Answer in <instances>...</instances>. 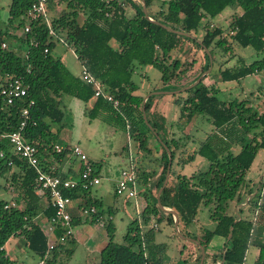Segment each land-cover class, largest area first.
<instances>
[{"label":"trees","instance_id":"1","mask_svg":"<svg viewBox=\"0 0 264 264\" xmlns=\"http://www.w3.org/2000/svg\"><path fill=\"white\" fill-rule=\"evenodd\" d=\"M144 1L151 20L144 15L138 0H48L47 11H53L48 17L50 33L43 21L26 17L33 0H13V10L5 27H0V80L5 76L21 78L27 94L11 105L0 103V151L5 153V157H0V178L4 180L0 188L15 194L13 199L18 204V207L4 208L7 200L0 199V264H24L11 259L4 249L5 242L13 235L22 236L25 247L43 264H63L57 263L59 253H63V258L73 253V237L63 243L56 242L53 249H47L48 235L37 217L41 214L47 222L54 208L48 203L42 204L44 195L35 189L36 172L33 168L20 159H15L12 165L7 163L11 145L6 135L17 129L24 119L21 110L27 107L22 134L36 146L42 169L72 179L68 172L61 174L52 169L47 160L49 156L61 160L70 151L68 146L60 152L56 151L53 142L57 131L50 128L52 123L63 121L61 96L64 94L84 104L92 102L88 116L126 130L139 150L150 153L149 140L153 138L156 141L161 149V170L153 186L156 192L164 181L168 164V154L162 143L171 152V176L177 151L184 150L190 139L189 133L184 132L185 126L199 115L206 117L213 129L191 155L204 158L208 162L207 168L200 173L197 183L192 181L193 175L178 173L175 182L171 184L170 179L162 189L160 203L164 209L177 213L179 227L181 223L188 226L194 221L201 204L212 206L209 215L215 221L212 230L201 228L194 235L188 230H180L203 246V264L207 257H211L208 264H244L249 245L259 247L258 261L264 263V243L259 239L264 223L260 224L254 218L257 210L264 217V191L261 183L256 186L255 182L246 179L257 152L264 149V110L258 112L252 109L247 106V100H220L214 88L204 82L205 76L194 87L184 91L187 95L184 99H175L179 115L173 123L168 124L163 114L153 109L154 95L146 99L145 114L159 136L158 140L144 122V96L137 94L138 85L132 79L137 66L147 65L160 72L162 84L184 78L188 72L193 73V68L201 63L200 58L196 60L195 53L189 51L192 56L189 60H180L171 54L172 51L180 54L187 42L203 51L205 66L200 72L207 69L209 57L204 47L211 55L216 47H228L224 29L213 26L210 19L231 5L239 6L241 13L234 14L229 23L230 39L243 47L250 46L256 52L263 51L264 0ZM155 2H159L158 10L152 11ZM204 19V33L199 43L193 34ZM158 22L191 36L171 31ZM27 23L30 31L24 32ZM17 30L23 31V35L17 34ZM58 40L73 50L77 59L100 82L103 91L112 95L113 100L118 102L116 107L102 96L93 97L92 85L86 83L81 74L71 73L61 59L53 55L52 50ZM2 43L6 46L2 47ZM44 49L47 51L44 52ZM260 71H264V56L248 65L242 63L222 69L220 76L223 81L239 80ZM31 100L33 104L28 105ZM233 146L239 147L236 152L232 150ZM128 148L126 145V150ZM187 161L189 158L183 162ZM83 168L84 165H81L80 173ZM136 170L139 174V194L144 201L140 214L128 224L124 242L120 244L113 240L115 227L111 219L103 222L107 241L99 251L97 264H167L164 260L167 245L155 241L157 228L151 227L150 223L156 221L158 227L162 220H166L173 225L174 216L162 210L156 195L151 196L148 192L156 170ZM95 173L98 174V171ZM64 194L76 201V205L69 209L72 227L99 222L97 218L105 210L100 211L102 201L90 195V188L76 187L65 190ZM229 201H235L237 209L233 213L227 211ZM242 203L245 205H240ZM92 206L96 213L82 214L85 208ZM243 207L246 214L241 213ZM110 208L108 206L106 211L112 215ZM61 231L56 226L53 237L57 238ZM215 237L223 240L221 251L210 254L208 249ZM195 245L196 257L190 264H198L200 260V248ZM186 261L181 264H186Z\"/></svg>","mask_w":264,"mask_h":264},{"label":"rangeland","instance_id":"2","mask_svg":"<svg viewBox=\"0 0 264 264\" xmlns=\"http://www.w3.org/2000/svg\"><path fill=\"white\" fill-rule=\"evenodd\" d=\"M158 5L159 2H155L152 6V11L158 10ZM234 6L236 5L227 6L220 14L210 19L211 23L224 29L223 35L226 38V45L228 47H216L213 49L211 69L205 75L206 78L204 79V82L214 88L216 91L215 94L220 100H247V103L250 104L247 106H250L258 112L263 111L264 71L246 75L239 80L223 81L220 76V70L222 69L235 67L242 63L248 65L254 60L264 56V50L256 52L250 46L243 47L230 39L228 35V27L232 15L236 10ZM237 7L240 8L239 6H236V8ZM128 9V13H130V6ZM12 10L13 0H0L1 28L5 27L6 20ZM55 10L57 11L56 8ZM52 12L53 11H50L48 13V17ZM203 25L204 22L200 24L198 30L193 34V36L197 37L198 41L204 33ZM22 32L23 31L19 30L20 35H23ZM189 51H192L191 53L193 54L195 53L197 56L196 60L200 58L199 63H201L196 66V69L193 68V73L188 72L184 78L162 84L159 80L160 72L156 68L148 65L137 66L132 75L133 81L138 85L137 94L145 96L153 91L163 92L154 95L152 104L153 109L161 112L168 124L173 123L179 115L178 106L174 102L175 99H184L187 96L184 91L175 93L170 92L176 91L177 89L190 84L188 82H191L195 75H198L202 66H205L203 51L189 42H187L180 54H175L174 51H172L171 54H174L175 58H179L180 60H189L191 56ZM52 53L55 57H59L61 61L66 64V67L71 73L75 75L80 74L81 65L73 54L74 52L72 49L66 44L60 40L56 41ZM202 72H200L199 75ZM167 100L168 103L166 102ZM162 101L166 103L162 104ZM90 106V103L84 104L73 96L67 94L61 96V107L64 111V118L60 124H51L50 128L54 132L57 131V136L53 145L55 148H64L66 146L72 147L77 145L87 156V161L94 164L93 167L95 171H98L100 176V183L90 188V195L102 201L100 211H106L108 206L115 208L111 220L115 227L113 240L120 244L124 242L123 237L128 224L138 215L135 211L134 200L116 195L114 192V186L120 178L121 170L128 168L130 164L135 168L146 172L161 167V163L159 164L158 160L161 154V149L156 141L151 138L149 140V146L152 148V151L148 153L139 150L136 147L135 142L129 140L126 130L113 127L99 118H90L87 114ZM212 129L213 125L211 122L201 115L194 118L193 122L185 126L184 132L189 133L190 139L184 150L177 151L171 167L173 175L170 176L169 172L167 183H169V180L171 179L170 183L173 184L178 173L187 176L193 175L192 181L194 183L198 182L200 173L202 174L207 168L208 162L197 154L194 155L195 157L190 155L194 149L197 150L199 144L205 139L206 135L212 131ZM126 145L129 147L127 150ZM187 158H189V161L183 162ZM62 161L61 164L64 167V173H67V168H71L69 175L73 180L79 179L80 168L81 165L85 164V161H81L78 156L72 153V151L67 152ZM254 165L263 168L264 149H260L257 152L254 159ZM257 177L258 172L251 170L247 173L248 179L251 178L255 181ZM0 184H4L2 178H0ZM153 184H155L154 181ZM148 192L151 196H154L157 195L158 190L156 192L155 188L152 187ZM14 195L15 194L10 191H7L2 187L0 188V199L8 201L13 199ZM138 202L141 211L144 204L142 196H140ZM211 207L212 206L201 204L192 223L188 226H184L183 223L180 224V227L178 225L179 233L176 231L174 224L171 225L166 220H162L158 224L155 233V240L167 245V251L164 254L165 260H173L171 264H181L185 259H189L192 251H197L195 243L185 239L184 237L189 236L183 235L180 230L185 232L188 230L191 235L199 232L201 228L212 230L215 226V221L209 216ZM234 208L235 201H229L227 211L233 213ZM106 219L107 216L104 215L103 221H106ZM73 233L75 234V241L72 255L68 258H63V253L60 252L57 263L97 264L99 260V252L98 250H93L92 246L97 245L98 248L103 245V242L107 241L105 228L101 227L99 222H86L74 226ZM259 237L264 243V231L260 233ZM220 242L221 239L219 237L213 238L211 244L213 245L212 248ZM4 249L11 259L17 260L18 262L24 264H38L40 261L38 256L25 247L24 239L20 235L9 237L4 244ZM258 258L259 247L249 245L246 251L244 264H260ZM210 261L211 257H207L204 264H208Z\"/></svg>","mask_w":264,"mask_h":264},{"label":"built area","instance_id":"3","mask_svg":"<svg viewBox=\"0 0 264 264\" xmlns=\"http://www.w3.org/2000/svg\"><path fill=\"white\" fill-rule=\"evenodd\" d=\"M48 0H33L30 9L27 11L26 17L31 20L40 19L43 21L47 27L50 29L47 11ZM24 32L30 31V26L27 23L23 29ZM52 33L51 29L49 30ZM6 44L2 43V47ZM47 49H44L46 52ZM81 77L82 79L92 85L93 97L102 96L107 101L113 102L116 107L118 102L113 100L112 95L107 94L103 91V88L98 80H96L87 70L86 65L81 62ZM27 94V89L23 84L21 78L5 76L0 80V103L4 105H11L17 99H21ZM33 100L28 102V105H32ZM21 114L24 119L19 123L16 130L10 132L6 135L8 141L11 145V153L8 156L7 163L12 165L15 159H20L28 166L33 168L36 172L35 178V189L44 195L47 199V203L54 208L53 215L47 220L46 229L49 233L47 249L51 250L54 248L56 242L63 243L67 238L73 236V227L71 225V214L69 209L73 207V199L64 194L65 190H70L72 188L80 187L83 189L91 188L100 183L99 174L95 173V169L92 163L87 161V156L82 151V149L74 145L71 147L73 154L79 157L81 161H85L84 168L80 173V178L73 180L69 178H62L58 175L52 174L42 169L41 161L39 157L38 150L36 146L28 142L22 134V129L25 125V118L28 114V108L23 107ZM62 148L57 147L56 151L60 152ZM0 157H5L4 151H0ZM139 174L136 168L130 164L128 168L122 169L120 173V178L114 186L115 194L119 196H124L134 200V207L137 215L140 214L139 207ZM18 207L15 199L8 200L4 208ZM96 213V209L92 206L90 208H85L82 211L84 215H90ZM100 223L101 217L97 218ZM141 223L140 219H138ZM56 226L62 230L57 238H54V229ZM150 226L157 228L156 221H152ZM43 264V261H40Z\"/></svg>","mask_w":264,"mask_h":264},{"label":"crops","instance_id":"4","mask_svg":"<svg viewBox=\"0 0 264 264\" xmlns=\"http://www.w3.org/2000/svg\"><path fill=\"white\" fill-rule=\"evenodd\" d=\"M234 8L236 9L235 10V13L234 14H240L241 13V8H236V6H234ZM233 14V15H234ZM232 15V16H233ZM232 19V18H231ZM202 22H206V20L204 19ZM213 26H216L215 24H213V23H211ZM16 33L17 34H20L19 33V30H17L16 31ZM73 51V50H72ZM74 55H75V57H76V59H77V56H76V54L75 53H73ZM78 60V59H77ZM79 61V60H78ZM64 63V62H63ZM79 63H80V65H81V62L79 61ZM65 64V63H64ZM66 65V64H65ZM81 69H82V66H81ZM80 73H81V70H80ZM167 103H168V100L166 101ZM166 102H164V101H162V104H164V103H166ZM90 104H92V102H89ZM88 104V103H87ZM247 105H250V104H248L247 103ZM264 110V109H263ZM259 112H262V111H259ZM130 140V139H129ZM69 147V146H68ZM60 148H62V147H60ZM70 148V151H71V147H69ZM238 148L239 147H236V146H233L232 147V150L234 151V152H236L237 150H238ZM65 149V147L64 148H62V150H64ZM194 149V148H193ZM61 150V151H62ZM195 150V149H194ZM83 151V150H82ZM191 156H193V157H195L194 155H191ZM192 157V158H193ZM63 159V158H62ZM62 159L61 160H55L54 158H53V156H49V158L47 159L48 161H49V163H50V165H51V167H52V169H56L59 173H61V174H66V173H64L65 172V170H64V167H63V165L61 164V162H63L62 161ZM159 159H160V156H159ZM158 159V160H159ZM160 164V163H159ZM67 170V172L69 173V172H71V168H67L66 169ZM160 170H161V168L160 167H157V169H156V173H155V175L151 178V180H150V187L152 188L153 186H154V184H153V181L154 182H156V180H157V177L159 176V173H160ZM254 171V172H258V177H257V179L255 180V181H253L251 178L249 179V180H251V181H253V182H255L256 183V186H258V185H260V183H261V185H262V192L264 191V166H263V168H261V167H258V166H255L254 165V161H253V163H252V165H251V167H250V169H249V171ZM249 171H247V173L249 172ZM196 173H198V172H196ZM195 173V174H196ZM246 179H248L247 178V174H246ZM37 192H39L38 190H36ZM42 204L43 205H46L47 204V201L45 200V197H43L42 198ZM73 206H75L76 205V201L75 200H73ZM240 205H245L244 203H242V204H240ZM111 207V206H110ZM237 208H234V210H236ZM242 210H241V213H243V214H246V208L245 207H243V208H241ZM110 210H112V212L114 213V210H115V208H110ZM113 213H112V215H110L109 213H107V211H105L104 213H103V215L101 216V223L99 222V224H100V226L101 227H103V218H104V215H106L107 216V219H111L112 220V218H113ZM260 211L259 210H257L255 213H254V218H255V220L257 219L258 220V223H260V224H263L264 223V217H262V215H260ZM37 220L43 225V227H45V230H46V233H47V235H48V237L50 236L49 235V233L47 232L48 230L46 229V226H47V222H46V219H45V217H43L41 214L37 217ZM215 227V226H214ZM158 228V227H157ZM197 233H199V232H197ZM73 238H74V240H75V234L73 233V236H72ZM50 238V237H49ZM221 239V238H220ZM156 241V240H155ZM213 241V240H212ZM212 241H211V244H212ZM157 242V241H156ZM159 243V242H158ZM162 243V242H161ZM222 243H223V240L221 239V242L220 243H217V245L216 246H214V248H212L213 247V245H211L210 244V248L208 249V252L211 254V253H213V252H215V253H219L220 251H221V247H222ZM104 244H105V242H103V245L102 246H104ZM102 246H100V247H98L97 248V245H95V246H92V249L94 250H98V252L100 251V249H101V247ZM178 249V248H177ZM212 250H214V251H212ZM191 255L189 256V259L186 261V264H190V263H192L193 261H194V259H195V257H196V251H192L191 253H190ZM164 260H165V255H164ZM165 262L167 263V264H171L172 262H173V260H170V261H167V260H165ZM38 264H40V261H39V263Z\"/></svg>","mask_w":264,"mask_h":264},{"label":"water","instance_id":"5","mask_svg":"<svg viewBox=\"0 0 264 264\" xmlns=\"http://www.w3.org/2000/svg\"><path fill=\"white\" fill-rule=\"evenodd\" d=\"M139 1H140V3H141V6H142V10H143L144 15H145L147 18H149V19L151 20V14H150L149 10L147 9V6H146L145 1H144V0H139ZM158 23H159L161 26H163V27H165V28H167V29H169V30H171V31L177 32V33L182 34V35H185V36H191V35L188 34V33H185V32H182V31H177V30H174V29H172V28H170V27H167V26L163 25V24L160 23V22H158ZM199 43H200V41H199ZM204 50H205L206 54H207L208 57H209V67H208L205 71H203V72H202V73H201V74H200V75H199V76H198V77H197L192 83H190V84H188V85H186V86H184V87H182V88H179V89H177L176 91H172V92H170V93H175V92H179V91H185V90H187V89H190V88L194 87V86H195L197 83H199V82L202 80V78H204L205 75L210 71V69H211V64H212V55L210 54L209 50H208L206 47H204ZM159 93H163V92H161V91H153V92H150V93L146 94V95L143 97V101H142V117H143V119H144V122H145L146 125L152 130V132L156 135V137H157L158 140H160L159 136L156 134V132L154 131V129L152 128V126L150 125V123H149L148 120H147V117H146V114H145V101H146V99H147L149 96H151V95H155V94H159ZM162 145L164 146V148H165V150H166V152H167V154H168V164H167V170H166V174H165L164 181H163L161 187L158 189V192H157L156 198H157V203H158L159 207H160L162 210H164L165 212H167V213H169V214H172V215L174 216V227H175L176 231L179 233V230H178V222H179V218H178L177 213H176L175 211H173V210L164 209V207L161 205V203H160V199H159V198H160V193H161L162 189H163V188L166 186V184H167V180H168V176H169V171H170V166H171V160H172V158H171V152H170L169 148H168L165 144H163V143H162ZM181 236H182V235H181ZM182 237H183V236H182ZM184 238L187 239V240H189V241L194 242L195 244H197V245L199 246V248H200V260H199V263H198V264H203V261H204V254H205L203 246H201V245L199 244V242H198L197 240H195L194 238H191V237H184Z\"/></svg>","mask_w":264,"mask_h":264}]
</instances>
